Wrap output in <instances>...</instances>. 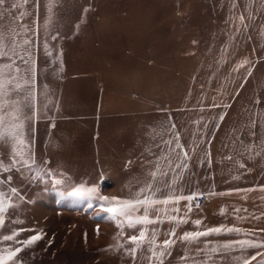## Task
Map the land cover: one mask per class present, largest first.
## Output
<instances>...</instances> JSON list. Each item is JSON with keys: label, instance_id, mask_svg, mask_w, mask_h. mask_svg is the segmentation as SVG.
<instances>
[{"label": "rangeland", "instance_id": "obj_1", "mask_svg": "<svg viewBox=\"0 0 264 264\" xmlns=\"http://www.w3.org/2000/svg\"><path fill=\"white\" fill-rule=\"evenodd\" d=\"M0 50L8 144L0 201L14 205L0 214V264H264V217L243 208L246 195L202 193L206 205L183 213L190 195L154 192L174 178L169 171L144 178L140 164H114L98 128L104 99L118 102L115 112L134 111L120 107L124 98H107L111 90L137 99L144 90H211L217 102L247 91L255 101L264 89V0H4ZM208 168L202 174L212 178ZM199 181L211 189V180ZM134 198L149 203L136 206L133 220L153 223L129 227L106 211ZM254 200L264 205V194ZM196 221L194 233L208 234L179 240L177 230ZM141 231L143 239L129 240Z\"/></svg>", "mask_w": 264, "mask_h": 264}, {"label": "crops", "instance_id": "obj_2", "mask_svg": "<svg viewBox=\"0 0 264 264\" xmlns=\"http://www.w3.org/2000/svg\"><path fill=\"white\" fill-rule=\"evenodd\" d=\"M263 61L259 66H264ZM250 75L246 71L248 80L254 72ZM260 80L264 82V77L260 76ZM109 94L107 98L126 99L119 102L120 107L125 102L134 109L115 112L118 102L105 99L98 105L100 136L107 154L112 147L114 164L120 162V157L126 169L140 164L144 173L136 176L144 178L153 177L151 173L161 176V172L169 171L166 176L174 178L168 180L165 177L155 185L154 192L162 194L186 197L199 193H242L248 200L242 204L243 208L256 210L258 216L264 217V205L254 200L256 194H264V89L255 101L247 91H242L241 97L235 93L223 102H217L216 92L211 90H144L138 92V99L135 93L125 90H111ZM236 98L240 100L236 101ZM106 130L112 131L113 135L106 136ZM202 143L207 149L200 151L196 146ZM179 153L185 157H180ZM101 157L98 148V163ZM131 160L132 165L128 166ZM182 161L193 174H183ZM206 166L212 178L202 174V168ZM103 174L104 177L115 176ZM200 178L211 180V189L202 185ZM188 179L197 180L188 182ZM238 183L240 189H233ZM186 199L178 208L186 214L197 210ZM192 223L191 228L177 230L179 240L185 241L181 239L185 233L195 234L194 227L200 226V222Z\"/></svg>", "mask_w": 264, "mask_h": 264}, {"label": "snow or ice", "instance_id": "obj_3", "mask_svg": "<svg viewBox=\"0 0 264 264\" xmlns=\"http://www.w3.org/2000/svg\"><path fill=\"white\" fill-rule=\"evenodd\" d=\"M3 3H4V0H0V4H3ZM0 55L6 56L7 52L0 50ZM2 86H3V84H2V82H0V87H2ZM2 125H3V118L0 117V126H2ZM4 147H8V144L3 139V136L0 135V167L7 166V165H4V161H3L2 149ZM12 151H14V149H12ZM151 175L154 177L155 173H151ZM11 190L13 193L17 192V189L15 187H12ZM91 191L94 192L95 189H92ZM2 195H3V193H0V196H2ZM102 199L105 200V203L109 202L107 200V198H102ZM113 199L115 200V198H113ZM147 203H149V201L141 200L139 198H134L133 200H129V201H120V202H118L117 206L109 207L106 209V211L113 214V216H122V217L127 218L129 227H134L135 224L153 223V221L148 219L147 215H145L143 217L136 218L135 220H133V218H132V212H134L136 210V206L141 205V204H147ZM9 208H14V205L5 206L3 201H0V214H3L4 212L8 211ZM145 211H147V209ZM195 223L199 224V221H196ZM3 224H4L3 216L0 215V226H3ZM211 231L219 232L220 229H210L209 232H211ZM207 234H208L207 232L195 233V234L185 233L184 236L181 237V239H184V240L195 239L198 236L207 235ZM144 235H145L144 232L141 231L139 237L131 236V237H129V240L131 242H137L138 240L143 239ZM171 235H174V233H172ZM11 238L12 237H10V236H4L5 240L11 239ZM39 238H40L39 235L30 237L26 243L30 244V243L34 242L35 240H38ZM170 243H171V241L166 240V241H164V246L167 247ZM250 246L255 247L256 245H250ZM18 251H20V250L17 249L16 251L9 253L8 258L11 259L12 257H14Z\"/></svg>", "mask_w": 264, "mask_h": 264}, {"label": "built area", "instance_id": "obj_4", "mask_svg": "<svg viewBox=\"0 0 264 264\" xmlns=\"http://www.w3.org/2000/svg\"><path fill=\"white\" fill-rule=\"evenodd\" d=\"M188 203L192 207L199 209V208H202L206 205L207 197L202 193L190 195L188 198Z\"/></svg>", "mask_w": 264, "mask_h": 264}, {"label": "water", "instance_id": "obj_5", "mask_svg": "<svg viewBox=\"0 0 264 264\" xmlns=\"http://www.w3.org/2000/svg\"><path fill=\"white\" fill-rule=\"evenodd\" d=\"M103 185H105V183H103Z\"/></svg>", "mask_w": 264, "mask_h": 264}]
</instances>
